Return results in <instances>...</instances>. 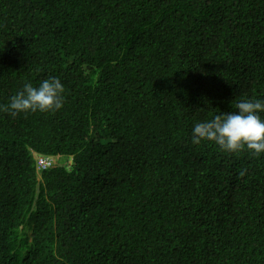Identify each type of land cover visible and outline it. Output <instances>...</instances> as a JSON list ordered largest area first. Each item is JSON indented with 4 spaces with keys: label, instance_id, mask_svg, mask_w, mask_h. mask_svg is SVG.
Wrapping results in <instances>:
<instances>
[{
    "label": "trees",
    "instance_id": "obj_1",
    "mask_svg": "<svg viewBox=\"0 0 264 264\" xmlns=\"http://www.w3.org/2000/svg\"><path fill=\"white\" fill-rule=\"evenodd\" d=\"M49 76L0 111V264H264V156L191 141L264 98V0H0V104Z\"/></svg>",
    "mask_w": 264,
    "mask_h": 264
},
{
    "label": "clouds",
    "instance_id": "obj_2",
    "mask_svg": "<svg viewBox=\"0 0 264 264\" xmlns=\"http://www.w3.org/2000/svg\"><path fill=\"white\" fill-rule=\"evenodd\" d=\"M65 86L59 77L49 76L33 85L26 82L13 94L0 111L9 116L30 113H55L65 103ZM264 98L249 97L238 100L235 110L219 112L209 119L193 123L191 141L195 145L209 142L229 154L247 151L253 157L264 156ZM246 170L239 172L245 175Z\"/></svg>",
    "mask_w": 264,
    "mask_h": 264
},
{
    "label": "built area",
    "instance_id": "obj_3",
    "mask_svg": "<svg viewBox=\"0 0 264 264\" xmlns=\"http://www.w3.org/2000/svg\"><path fill=\"white\" fill-rule=\"evenodd\" d=\"M51 163H52L51 157H47V156H43V155H39L37 157V168L38 169L47 168Z\"/></svg>",
    "mask_w": 264,
    "mask_h": 264
},
{
    "label": "rangeland",
    "instance_id": "obj_4",
    "mask_svg": "<svg viewBox=\"0 0 264 264\" xmlns=\"http://www.w3.org/2000/svg\"><path fill=\"white\" fill-rule=\"evenodd\" d=\"M58 160L62 161L63 159L61 157L58 156Z\"/></svg>",
    "mask_w": 264,
    "mask_h": 264
}]
</instances>
